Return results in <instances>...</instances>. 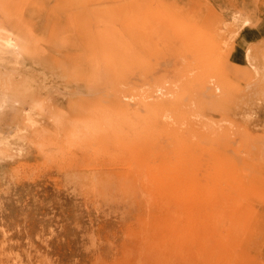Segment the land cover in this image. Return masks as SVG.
<instances>
[{
  "label": "rangeland",
  "instance_id": "rangeland-1",
  "mask_svg": "<svg viewBox=\"0 0 264 264\" xmlns=\"http://www.w3.org/2000/svg\"><path fill=\"white\" fill-rule=\"evenodd\" d=\"M7 38L0 264H264V0H0Z\"/></svg>",
  "mask_w": 264,
  "mask_h": 264
},
{
  "label": "crops",
  "instance_id": "crops-1",
  "mask_svg": "<svg viewBox=\"0 0 264 264\" xmlns=\"http://www.w3.org/2000/svg\"><path fill=\"white\" fill-rule=\"evenodd\" d=\"M244 50L242 49V47H235L231 52L230 54L232 55V57H234V59L236 61H240L241 60V57L243 55V58H244Z\"/></svg>",
  "mask_w": 264,
  "mask_h": 264
},
{
  "label": "bare ground",
  "instance_id": "bare-ground-1",
  "mask_svg": "<svg viewBox=\"0 0 264 264\" xmlns=\"http://www.w3.org/2000/svg\"><path fill=\"white\" fill-rule=\"evenodd\" d=\"M3 32H4V31H3ZM0 40H1L0 44H1V46H2L3 48L14 49V48H13L14 45H13L12 41L9 40L8 38H7L6 40H4V39H0ZM0 50H2V49H0ZM246 54H247V53H246ZM246 58H248V57H246Z\"/></svg>",
  "mask_w": 264,
  "mask_h": 264
}]
</instances>
